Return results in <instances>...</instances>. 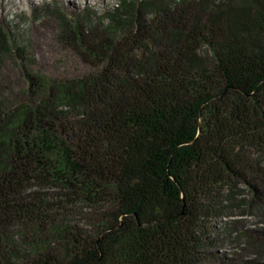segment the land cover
<instances>
[{
	"label": "trees",
	"instance_id": "trees-1",
	"mask_svg": "<svg viewBox=\"0 0 264 264\" xmlns=\"http://www.w3.org/2000/svg\"><path fill=\"white\" fill-rule=\"evenodd\" d=\"M137 5L64 17L97 68L0 110V264H264V227L220 224L264 211V0Z\"/></svg>",
	"mask_w": 264,
	"mask_h": 264
},
{
	"label": "rangeland",
	"instance_id": "rangeland-1",
	"mask_svg": "<svg viewBox=\"0 0 264 264\" xmlns=\"http://www.w3.org/2000/svg\"><path fill=\"white\" fill-rule=\"evenodd\" d=\"M124 1L138 4L137 18L153 17L156 10L155 7H145L148 0H0V26L7 34L6 43L10 48L0 49V110L6 113L22 100L38 99V95L30 91L29 75H42L49 84H55L80 78L95 70V59L79 53L63 34V18L79 19L81 26L90 25L92 18L107 23V12L121 7ZM154 1L165 4L180 0ZM217 1L232 2L213 0L214 3ZM194 5L198 7V3ZM135 25L126 30L135 28ZM125 34L126 31L118 36ZM236 196L250 198L249 189L241 185ZM228 220L237 221L230 228L232 235H236L250 228L264 227V211L244 204L230 209L220 224ZM229 233L222 237L219 250L233 252L245 248L250 253L256 251L247 239L235 238Z\"/></svg>",
	"mask_w": 264,
	"mask_h": 264
}]
</instances>
